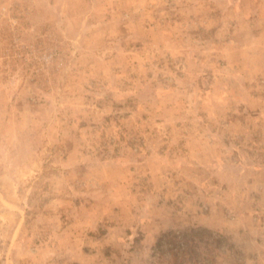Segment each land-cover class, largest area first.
<instances>
[{
    "label": "rangeland",
    "instance_id": "374dc122",
    "mask_svg": "<svg viewBox=\"0 0 264 264\" xmlns=\"http://www.w3.org/2000/svg\"><path fill=\"white\" fill-rule=\"evenodd\" d=\"M192 228L264 264V0H0V264H170Z\"/></svg>",
    "mask_w": 264,
    "mask_h": 264
},
{
    "label": "trees",
    "instance_id": "16d2710c",
    "mask_svg": "<svg viewBox=\"0 0 264 264\" xmlns=\"http://www.w3.org/2000/svg\"><path fill=\"white\" fill-rule=\"evenodd\" d=\"M206 233L214 237L215 243L212 242V245L214 244H216V246L221 245L222 243L221 236H223V234L221 233L214 234L213 231H211L208 228H196V229L192 228L189 231H182V233L177 232V231L176 232L170 231V232L164 233L159 238V240L161 241L162 239H164L171 246L170 252H171L172 263L170 264H182V262L178 263L177 261H175L178 258L180 252L185 253L184 256L187 257V260L188 258L190 259V257L192 258H196V256L202 257L201 260L194 259L192 261L193 264H209L214 258L208 257L207 254H205V251L203 253L201 251V247L197 246L199 243L198 241L199 235L202 234L204 236ZM176 238H178V241L176 240ZM213 264H218V263L215 262Z\"/></svg>",
    "mask_w": 264,
    "mask_h": 264
}]
</instances>
